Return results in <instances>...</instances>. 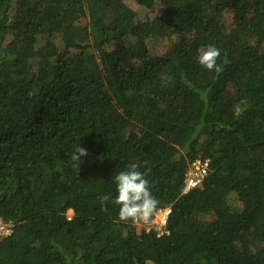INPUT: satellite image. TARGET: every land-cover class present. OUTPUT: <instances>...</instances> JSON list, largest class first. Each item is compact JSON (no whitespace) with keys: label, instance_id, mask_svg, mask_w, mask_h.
<instances>
[{"label":"trees","instance_id":"16d2710c","mask_svg":"<svg viewBox=\"0 0 264 264\" xmlns=\"http://www.w3.org/2000/svg\"><path fill=\"white\" fill-rule=\"evenodd\" d=\"M130 163L160 229L100 203ZM0 219V264H264V0H0Z\"/></svg>","mask_w":264,"mask_h":264},{"label":"clouds","instance_id":"9594fccd","mask_svg":"<svg viewBox=\"0 0 264 264\" xmlns=\"http://www.w3.org/2000/svg\"><path fill=\"white\" fill-rule=\"evenodd\" d=\"M220 56L221 52L218 48L208 45L206 48L199 50L197 62L208 71L220 72L222 71V67L217 64ZM87 155L88 151L79 146L71 156V159L73 161H81L80 158ZM196 160L202 161V159ZM139 167L137 163H130L125 171H121L115 176V197H110L109 195L99 197L102 206L106 207L108 202L118 206L119 222L146 225L161 210L159 208V201L151 193L149 181L139 170ZM69 213L72 216V211H68L67 216Z\"/></svg>","mask_w":264,"mask_h":264},{"label":"built area","instance_id":"2783aa9c","mask_svg":"<svg viewBox=\"0 0 264 264\" xmlns=\"http://www.w3.org/2000/svg\"><path fill=\"white\" fill-rule=\"evenodd\" d=\"M208 169V161H201L196 160L194 161L190 168L188 169L185 180H184V189L182 191V194H186L191 190H195L201 186V181L204 180L206 176V170ZM170 208H165L163 210H160L154 217V219L149 223L146 224L149 228L146 229L147 231H150V229L157 228L160 229L162 226H164L167 222L168 216L170 215ZM71 214H68V219L70 220ZM9 227L8 224H5L2 219H0V235L8 234ZM159 234L158 236H161Z\"/></svg>","mask_w":264,"mask_h":264},{"label":"rangeland","instance_id":"374dc122","mask_svg":"<svg viewBox=\"0 0 264 264\" xmlns=\"http://www.w3.org/2000/svg\"><path fill=\"white\" fill-rule=\"evenodd\" d=\"M129 8L138 16L140 17L141 20H144V15L141 14L139 11H144L143 9L139 8L133 1H129L128 3ZM160 13V10H157ZM227 13L224 14L225 20H230L229 17H227ZM172 50L170 49V43L167 39H161L153 43L152 48L149 50V55L154 57V56H161L163 55L164 57L166 55H170ZM146 229L149 227L146 226L145 224H142Z\"/></svg>","mask_w":264,"mask_h":264}]
</instances>
